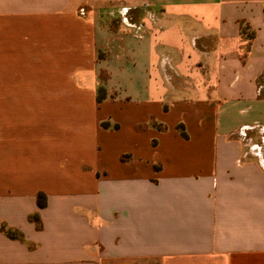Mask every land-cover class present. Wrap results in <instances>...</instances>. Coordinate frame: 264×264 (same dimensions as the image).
<instances>
[{"label":"crops","instance_id":"1","mask_svg":"<svg viewBox=\"0 0 264 264\" xmlns=\"http://www.w3.org/2000/svg\"><path fill=\"white\" fill-rule=\"evenodd\" d=\"M263 7L0 0V264H264Z\"/></svg>","mask_w":264,"mask_h":264},{"label":"trees","instance_id":"2","mask_svg":"<svg viewBox=\"0 0 264 264\" xmlns=\"http://www.w3.org/2000/svg\"><path fill=\"white\" fill-rule=\"evenodd\" d=\"M263 14H264V7H263ZM104 93V88L103 87H99L98 93ZM100 99V97H98V100ZM184 135V133H182ZM46 204V197L44 194L39 193L37 195V205L38 207H44ZM1 231L4 232L7 236L11 237V238H17V236H19V233L14 230V229H10L8 227H5V225H2L0 227Z\"/></svg>","mask_w":264,"mask_h":264},{"label":"rangeland","instance_id":"3","mask_svg":"<svg viewBox=\"0 0 264 264\" xmlns=\"http://www.w3.org/2000/svg\"><path fill=\"white\" fill-rule=\"evenodd\" d=\"M102 78H104L103 75H101ZM99 90V89H98ZM103 94L102 92L98 93V96H101ZM248 135V136H247ZM247 135L244 136L245 139L249 140L251 139L252 143H255V149L254 150H259L261 151V154L264 155V134H261L259 132H248ZM249 137V138H248ZM251 137V138H250ZM258 148V149H256Z\"/></svg>","mask_w":264,"mask_h":264}]
</instances>
